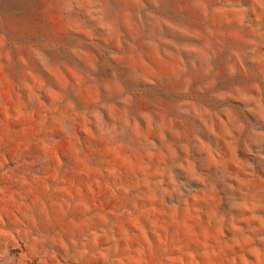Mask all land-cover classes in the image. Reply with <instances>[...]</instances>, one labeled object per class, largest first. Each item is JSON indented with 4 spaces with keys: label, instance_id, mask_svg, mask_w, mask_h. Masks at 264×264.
<instances>
[{
    "label": "rangeland",
    "instance_id": "obj_1",
    "mask_svg": "<svg viewBox=\"0 0 264 264\" xmlns=\"http://www.w3.org/2000/svg\"><path fill=\"white\" fill-rule=\"evenodd\" d=\"M0 264H264V0H0Z\"/></svg>",
    "mask_w": 264,
    "mask_h": 264
}]
</instances>
